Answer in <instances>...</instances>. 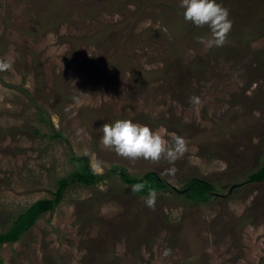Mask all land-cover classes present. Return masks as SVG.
<instances>
[{
  "label": "rangeland",
  "instance_id": "obj_1",
  "mask_svg": "<svg viewBox=\"0 0 264 264\" xmlns=\"http://www.w3.org/2000/svg\"><path fill=\"white\" fill-rule=\"evenodd\" d=\"M218 2L232 29L209 49L182 0H0V234L80 171L73 157L105 176L72 183L0 264H264V182L239 185L264 156V0ZM119 119L187 151L123 158L101 142ZM118 168L169 188L150 209ZM193 179L217 188L208 203L183 192Z\"/></svg>",
  "mask_w": 264,
  "mask_h": 264
},
{
  "label": "clouds",
  "instance_id": "obj_2",
  "mask_svg": "<svg viewBox=\"0 0 264 264\" xmlns=\"http://www.w3.org/2000/svg\"><path fill=\"white\" fill-rule=\"evenodd\" d=\"M183 18L191 22L197 28L205 26L212 33V39L200 40L207 48H219L224 46L227 36L232 29V21L229 19V9L218 0H182ZM9 65L0 62V71L7 70ZM101 142L106 149L114 150L117 155L136 160L143 158L152 162L166 160L169 164L182 158L187 151L186 142L182 137H175L173 141L166 140L163 136L153 131L148 125H141L130 119H119L111 124L103 125ZM174 172L175 169H168ZM147 187V181L141 180L131 186L132 193H141ZM146 207L154 209L157 200V192L154 188H148L147 195L142 197ZM170 249H166L164 255H168Z\"/></svg>",
  "mask_w": 264,
  "mask_h": 264
},
{
  "label": "trees",
  "instance_id": "obj_3",
  "mask_svg": "<svg viewBox=\"0 0 264 264\" xmlns=\"http://www.w3.org/2000/svg\"><path fill=\"white\" fill-rule=\"evenodd\" d=\"M79 161L85 163L81 166L80 171L63 178L58 182V188L53 194V199H41L35 202L31 207L24 213L18 215L16 220L13 222L11 228L4 234H0V245L6 243H14L20 240V238L35 224L37 219L45 214L50 213L55 210V208L60 204L63 199L64 191L75 182H79L86 187L98 184L101 180L105 178L103 175H97L93 172L89 163L86 164L84 157H73ZM117 174L120 179L127 185L132 186L133 184L139 183L141 180L147 181V187L141 193H134L137 196L145 197L147 195L148 188H154L156 192L163 191L169 188L168 183L161 179L156 172H147L140 177H135L127 174L124 169L118 168ZM264 182V156L262 166L253 172L248 179L240 183L241 187L246 184H255ZM183 192L191 200L197 201L199 203H208L211 197L215 196L217 193V188L207 181L201 179L191 180L185 187Z\"/></svg>",
  "mask_w": 264,
  "mask_h": 264
},
{
  "label": "bare ground",
  "instance_id": "obj_4",
  "mask_svg": "<svg viewBox=\"0 0 264 264\" xmlns=\"http://www.w3.org/2000/svg\"><path fill=\"white\" fill-rule=\"evenodd\" d=\"M144 197V196H143Z\"/></svg>",
  "mask_w": 264,
  "mask_h": 264
}]
</instances>
